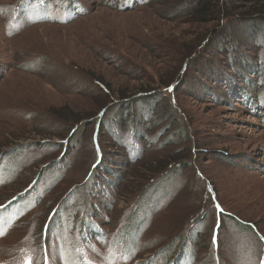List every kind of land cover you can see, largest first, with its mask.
<instances>
[{"label": "rangeland", "instance_id": "374dc122", "mask_svg": "<svg viewBox=\"0 0 264 264\" xmlns=\"http://www.w3.org/2000/svg\"><path fill=\"white\" fill-rule=\"evenodd\" d=\"M189 12L0 0V264H264V27Z\"/></svg>", "mask_w": 264, "mask_h": 264}, {"label": "trees", "instance_id": "16d2710c", "mask_svg": "<svg viewBox=\"0 0 264 264\" xmlns=\"http://www.w3.org/2000/svg\"><path fill=\"white\" fill-rule=\"evenodd\" d=\"M188 3L190 11L189 16L192 20L204 23L210 21L218 22L217 26L212 30V33L218 32V27L224 25L222 22L226 19L232 22L227 28L228 30L226 33L233 32L235 27L239 24H246L249 26V29L264 27V0H188ZM260 101V105H256L255 108H264V98ZM251 102L253 103V100H251ZM155 163L161 164L160 169H156L155 172L167 170V168H165L167 167V165H165L166 163L160 161H156ZM162 165L164 167H162ZM167 179L168 176L162 177L159 182L161 187L165 186ZM47 227L48 224L45 225L43 229L47 231ZM122 229V236L130 234L125 226H123Z\"/></svg>", "mask_w": 264, "mask_h": 264}]
</instances>
